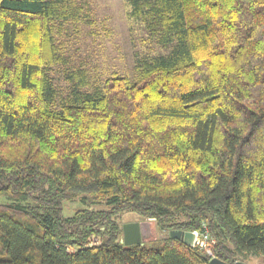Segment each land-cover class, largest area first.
I'll return each mask as SVG.
<instances>
[{
	"label": "trees",
	"instance_id": "16d2710c",
	"mask_svg": "<svg viewBox=\"0 0 264 264\" xmlns=\"http://www.w3.org/2000/svg\"><path fill=\"white\" fill-rule=\"evenodd\" d=\"M126 3L165 51L87 90L61 41L83 6L0 0V264L264 259V0ZM124 212L160 243L123 244ZM202 223L212 256L168 235Z\"/></svg>",
	"mask_w": 264,
	"mask_h": 264
},
{
	"label": "rangeland",
	"instance_id": "374dc122",
	"mask_svg": "<svg viewBox=\"0 0 264 264\" xmlns=\"http://www.w3.org/2000/svg\"><path fill=\"white\" fill-rule=\"evenodd\" d=\"M87 14L76 28L69 27L62 34L61 41L64 54L67 57V66H81L89 75L91 90L96 84L112 73L127 76L134 75V67L138 60L146 56L158 54L165 50L147 38L146 31L140 22L128 18L126 0H77ZM63 66L58 65L52 70L55 83L61 89L68 86L62 78ZM5 198L0 197V202ZM79 202H65L63 215L69 216ZM144 218L132 212H124L117 216L121 224L142 221ZM151 235L143 245H158L161 241L160 233L150 221ZM237 261V260H236ZM242 261V260H241ZM244 263L264 264V259L256 257L245 259Z\"/></svg>",
	"mask_w": 264,
	"mask_h": 264
},
{
	"label": "water",
	"instance_id": "95a60500",
	"mask_svg": "<svg viewBox=\"0 0 264 264\" xmlns=\"http://www.w3.org/2000/svg\"><path fill=\"white\" fill-rule=\"evenodd\" d=\"M122 242L125 245L142 243L151 235L150 221L144 219L142 221L127 222L122 226ZM169 236L175 239L182 240L183 243L190 247H194L195 233L190 230H170ZM208 264H230L217 257H211ZM232 264H246L241 260H238Z\"/></svg>",
	"mask_w": 264,
	"mask_h": 264
},
{
	"label": "built area",
	"instance_id": "2783aa9c",
	"mask_svg": "<svg viewBox=\"0 0 264 264\" xmlns=\"http://www.w3.org/2000/svg\"><path fill=\"white\" fill-rule=\"evenodd\" d=\"M195 233V240L198 246L201 247H207L210 242H212L208 230L206 228L205 223H202V227L200 230H193ZM208 255L212 256L209 249H207ZM213 257V256H212Z\"/></svg>",
	"mask_w": 264,
	"mask_h": 264
},
{
	"label": "bare ground",
	"instance_id": "6f19581e",
	"mask_svg": "<svg viewBox=\"0 0 264 264\" xmlns=\"http://www.w3.org/2000/svg\"><path fill=\"white\" fill-rule=\"evenodd\" d=\"M169 233V232H168ZM169 235V234H168ZM211 238V240H212V242H210L209 244H208V246L207 247H201V249H203V250H205V252L207 253V254H209L208 252H207V249H209V251H210V253H211V249H210V246H211V244H213L214 242H215V240L212 238V237H210ZM194 245H196V246H198V244L196 243V240H195V238H194ZM199 247V246H198ZM200 248V247H199ZM212 254V253H211ZM238 261V260H237ZM236 262V261H235ZM234 263V262H233ZM230 264H232V263H230Z\"/></svg>",
	"mask_w": 264,
	"mask_h": 264
},
{
	"label": "crops",
	"instance_id": "0c3cea01",
	"mask_svg": "<svg viewBox=\"0 0 264 264\" xmlns=\"http://www.w3.org/2000/svg\"><path fill=\"white\" fill-rule=\"evenodd\" d=\"M254 258H256V257H250L249 259H254ZM248 264V263H247Z\"/></svg>",
	"mask_w": 264,
	"mask_h": 264
}]
</instances>
